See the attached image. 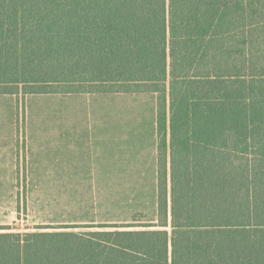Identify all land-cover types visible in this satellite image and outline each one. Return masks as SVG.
Instances as JSON below:
<instances>
[{
    "label": "trees",
    "instance_id": "1",
    "mask_svg": "<svg viewBox=\"0 0 264 264\" xmlns=\"http://www.w3.org/2000/svg\"><path fill=\"white\" fill-rule=\"evenodd\" d=\"M21 91L155 95L157 221L0 228V264H264V0H0Z\"/></svg>",
    "mask_w": 264,
    "mask_h": 264
},
{
    "label": "rangeland",
    "instance_id": "2",
    "mask_svg": "<svg viewBox=\"0 0 264 264\" xmlns=\"http://www.w3.org/2000/svg\"><path fill=\"white\" fill-rule=\"evenodd\" d=\"M156 143L155 95H0V228L156 222Z\"/></svg>",
    "mask_w": 264,
    "mask_h": 264
},
{
    "label": "crops",
    "instance_id": "3",
    "mask_svg": "<svg viewBox=\"0 0 264 264\" xmlns=\"http://www.w3.org/2000/svg\"><path fill=\"white\" fill-rule=\"evenodd\" d=\"M156 146H157V143H156ZM17 158H18V156H17ZM69 191H68V188H65V189L63 188V190H62V196H61L62 197V201H61V204H65V208L63 207L64 208L63 211H67L68 208H70L69 204H71V203H69V200L70 199H74V197L71 196V194H69L70 193ZM76 197L78 198V196H76Z\"/></svg>",
    "mask_w": 264,
    "mask_h": 264
}]
</instances>
